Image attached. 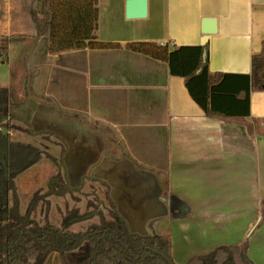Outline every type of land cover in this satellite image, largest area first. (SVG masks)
Instances as JSON below:
<instances>
[{
    "label": "crops",
    "instance_id": "0c3cea01",
    "mask_svg": "<svg viewBox=\"0 0 264 264\" xmlns=\"http://www.w3.org/2000/svg\"><path fill=\"white\" fill-rule=\"evenodd\" d=\"M126 1H97L95 36L118 46L52 54L47 37L36 33V0H0V35L8 37V63L0 64L4 103L22 104L10 113L34 132L64 140L73 174L91 165L131 232L144 235L147 220L166 215V189L182 201L186 215L168 219L166 230L175 263L238 245L253 229L247 254L264 264V135L207 116L166 62L125 48L194 46L207 38L210 73L248 74L264 40V0H146V16L132 19ZM249 109V119L264 120V92H251Z\"/></svg>",
    "mask_w": 264,
    "mask_h": 264
},
{
    "label": "trees",
    "instance_id": "16d2710c",
    "mask_svg": "<svg viewBox=\"0 0 264 264\" xmlns=\"http://www.w3.org/2000/svg\"><path fill=\"white\" fill-rule=\"evenodd\" d=\"M98 0H36L31 12L38 36L48 40L49 53L72 49H107L118 44L97 40ZM127 50L166 62L172 76L184 80V86L198 107L209 117L239 122L248 131L264 135V120L249 119L251 92H264V40L260 50L251 56L250 73H210L208 45L172 46L154 42H132ZM8 63V37L0 35V64ZM29 90L30 81L26 82ZM4 128L12 156H22L28 150L25 143L10 139V133L27 125L8 114L0 98V123ZM60 118L86 123L77 115ZM92 128H94L92 126ZM59 150L65 149L57 138ZM57 146V145H56ZM30 154V151L26 153ZM1 137H0V158ZM21 158V157H20ZM31 162L21 166L28 167ZM13 166V163L10 164ZM169 219L186 215L187 206L165 190ZM4 202L0 187V264H48L52 254L66 256L84 250V264H177L172 258V239L169 232L139 236L129 233L125 220L106 197L94 222L79 232H63L53 225L25 222L11 192L10 181L5 184ZM33 201V200H32ZM28 205L32 210L33 202ZM4 210L10 215L3 218ZM178 212V213H177ZM252 229L238 245L217 246L211 251L194 255L183 264H254L247 254ZM43 252L46 256L41 258ZM166 257V259L164 258Z\"/></svg>",
    "mask_w": 264,
    "mask_h": 264
},
{
    "label": "flooded vegetation",
    "instance_id": "af4514ba",
    "mask_svg": "<svg viewBox=\"0 0 264 264\" xmlns=\"http://www.w3.org/2000/svg\"><path fill=\"white\" fill-rule=\"evenodd\" d=\"M0 98H1L2 103L8 107V114L11 116L20 118L18 116L12 115L10 113L9 108L10 107H20L22 104L7 105L4 103L1 95H0ZM20 119H22L27 126L22 128L21 130H15L14 132H11L9 134L10 139L12 140V135H14L16 133L25 134L27 137H29L31 139H35V140L39 139L40 141H44L46 144L50 145L51 147H54L52 149L53 150L52 153H54V155L48 154V152L46 150H42L36 146H32L28 143H25L28 146L27 150L30 151V154L27 155L26 154V153H28V151H27L22 156H19V157L12 156L10 151H9V140H6L7 131L4 128V122L6 120V117L3 118L1 123H0L1 154H2V157L0 158V187H1L2 202H4V200H5L4 199L5 184H6V182L10 181L11 192H12V194L15 198V201L17 203V206H18V200H17L16 190L14 189L15 186L13 184L14 183L13 179L15 178L17 173H19V172L25 170L26 168L34 165L37 161L38 156L45 154L50 159V161L52 162V164H51L52 167L56 168L55 169L56 174H55V176L53 175L50 178L51 184H49L47 186V190H49L48 192H54L56 188L58 189L57 192H59L62 189L61 186H63V190L65 191V193H68V194L74 193V194L82 196V198L85 200V202H83V205L81 206L82 208L80 210V215L79 216L77 215V213L79 212V209H78L79 208V206H78L79 202L76 198H74L71 200V202H72L71 207L67 206L66 216L64 218H63V216L61 217L62 221L63 220L65 221V219L67 221L66 222L67 225L65 227H62L59 224H57L56 222L51 221L49 218V216L51 214L50 202H49L50 200L45 198V196L38 198L39 196H36V195L30 198L27 205L25 206V210L23 211V213H21L20 208L18 207V213L22 214L21 216L23 217L25 222H35V223H39V224L44 222L45 224H49V225H53L55 227H58L61 230V233L66 232V231L67 232H79V231H81L88 223L95 221L97 212H98L99 208L102 206L103 200L106 197H108L112 201V199L109 195V186L106 183L100 181L97 178H94L91 175V172H90L91 171V165H89V168H87V170L85 171V173L87 174V176H86L87 180H85L83 182V185L81 187L76 186V185H78L77 184L78 182H75L73 184L70 181V179H68V181H66L65 177L63 176L64 169L62 167V164L64 163V160L62 157L67 150V146H66V143L64 142V140H62L57 134H55L51 131L34 132L33 127L29 121H27L23 118H20ZM81 124H83V123H81ZM93 129H95V128H93ZM57 138H59L63 142L65 149L59 150L60 146H59L58 141L56 140ZM13 140H15V139H13ZM15 141H17V140H15ZM5 142H7L6 149H4V147H3ZM17 142L24 143V141H17ZM29 162H31L32 164H30L28 167H25L24 169H21V166H23ZM12 163H13V166L11 167L10 164H12ZM85 173H83V174H85ZM85 182H87L92 187H99L98 193L101 195V197L95 193V188H93L91 191L85 192V189H84L85 188V186H84ZM73 186H75V187H73ZM64 191H62V193H64ZM92 195H93V199L95 198L94 202L87 200V198L92 197ZM38 200L40 201L39 215L41 216V218H40V220H35V219L31 218V215H32V212L36 208V204H37ZM31 201L33 202V208H32V210L28 211V205ZM113 204H114V202H113ZM114 206H115V204H114ZM55 207H56V205H55ZM115 208H116V206H115ZM116 212L118 213L117 208H116ZM10 213H11L10 210H4L3 218L5 219L8 215H10ZM69 225H74L75 227L70 228ZM126 228H127L129 233L136 234L139 236H150V235H152L153 232L156 234H161V233H157L154 230H151L150 228H148V232L144 235L137 234V233L131 232L129 230L127 223H126ZM87 254L88 253H86L83 249L78 251V252L75 251L73 253L67 254L66 256H64V255L63 256H57L55 254H52L49 257L48 264H53L58 260L62 264H84V261L86 259ZM45 256H46V252H43L41 255V258H44Z\"/></svg>",
    "mask_w": 264,
    "mask_h": 264
},
{
    "label": "rangeland",
    "instance_id": "374dc122",
    "mask_svg": "<svg viewBox=\"0 0 264 264\" xmlns=\"http://www.w3.org/2000/svg\"><path fill=\"white\" fill-rule=\"evenodd\" d=\"M29 89H30L29 93L33 95L34 93H33V88H31V83H30ZM12 139H15L17 141H24V143H28L32 146H36L42 150H46L48 154L54 155V153H52L53 151L52 149L54 147H51L50 145L46 144L44 141H40L39 139H36V140L31 139L27 137L25 134H18V133L12 135ZM3 147L4 149H6L7 142L4 143ZM51 164L52 162L45 154L38 156L37 161L34 165L16 174L15 178L13 179V182H14L13 184L15 186L14 189L16 190L18 207L20 208L21 213H23V211L25 210V206L27 205L31 197L35 195L39 196L38 198L45 196V198L50 200L49 201L50 210H51V214L49 216L50 220L53 222H56L62 227H65L67 225L66 224L67 221L66 219L65 221L64 220L62 221L61 217L63 216L64 218L66 216L67 206L71 207L72 205L71 200L76 198L79 202L78 203L79 212L77 213L78 216L80 215V210L82 208L81 206L83 205V202H85V200L80 195H77L74 193H69V194L65 193V191L63 190V186L61 185L60 186L62 189L59 192H57L58 191L57 188L55 189L54 192H48L49 190H47V186L51 184L50 178L53 175L55 176L56 174L55 172L56 168H53ZM62 167L64 169L63 176L65 177L66 181L70 179V181L73 184L75 182H78L77 183L78 185L76 186L81 187L83 185V182L87 180V177H86L87 174L86 173L83 174V169H81V167L75 174H73L70 167H67L66 164L63 163ZM84 186H85L84 188L85 192L91 191L93 188H95V193L101 197V195L98 193L99 187H92L87 182H85ZM62 191H64V193H62ZM94 199H93V195L92 197L87 198L88 201L90 200L92 202H94ZM39 205H40V201L38 200L36 204V208L32 212V215H31V218L35 220H40L41 218V216L39 215ZM168 219L169 217H168V211H167L164 217H154V218L147 220V223H148L147 227L150 228L151 230L156 231L157 233L162 234L167 230ZM69 227L74 228L75 226L69 225ZM163 228L165 230H163ZM53 264H62V263L58 260Z\"/></svg>",
    "mask_w": 264,
    "mask_h": 264
},
{
    "label": "water",
    "instance_id": "95a60500",
    "mask_svg": "<svg viewBox=\"0 0 264 264\" xmlns=\"http://www.w3.org/2000/svg\"><path fill=\"white\" fill-rule=\"evenodd\" d=\"M147 13V1L146 0H127L126 1V18L132 19V18H143L146 16ZM209 34V33H207ZM207 36V35H205ZM208 42L207 38H204L201 41V45H204ZM165 202L166 198L164 197ZM167 204V202H166ZM168 206V205H167ZM166 259V257L164 256ZM169 264H172V262L169 261Z\"/></svg>",
    "mask_w": 264,
    "mask_h": 264
}]
</instances>
